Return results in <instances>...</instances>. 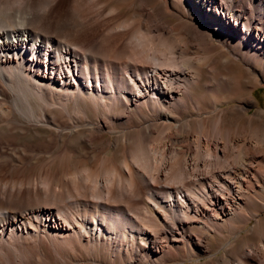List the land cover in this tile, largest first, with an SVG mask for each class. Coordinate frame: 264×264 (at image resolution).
I'll return each mask as SVG.
<instances>
[{"label":"bare ground","instance_id":"bare-ground-1","mask_svg":"<svg viewBox=\"0 0 264 264\" xmlns=\"http://www.w3.org/2000/svg\"><path fill=\"white\" fill-rule=\"evenodd\" d=\"M263 84L264 0H0V171L67 143L0 179V264H264Z\"/></svg>","mask_w":264,"mask_h":264},{"label":"rangeland","instance_id":"rangeland-1","mask_svg":"<svg viewBox=\"0 0 264 264\" xmlns=\"http://www.w3.org/2000/svg\"><path fill=\"white\" fill-rule=\"evenodd\" d=\"M178 7L182 8L183 5L179 4ZM120 13L124 15L125 12L124 11H120ZM98 35H99V33L96 30L93 31L91 37L88 40H86L87 43L86 42L85 43L89 44V43L93 42L94 40H96L98 38ZM198 90L199 89H196V91H197L196 93L200 94V91H198ZM252 98L255 101L254 105H255L256 108L252 107L249 110L250 114L253 113L257 108L259 110H264V84L261 85V86H258L257 88H255V90H254V92L252 94ZM202 104L204 105V102H202ZM19 121L23 122L22 119H20V118H19ZM23 125H24V123H23ZM24 128H25L24 131H26V130L27 131L29 130V131L28 132L26 131L25 134H23L24 131L21 132L20 130H18L17 134H18L19 137L16 140L14 146L19 148V149H21L22 147L25 146L26 149L29 152L28 154H30V157L28 159L25 158L26 160L25 159L22 160L19 164L17 163L18 164V168H17V164L16 163L14 165V163L10 162L9 160H6V161L4 160L3 161L4 168L0 171V179H2L5 182H9V181L11 182V181H15V180H18V179L26 178L27 176H31L33 174L35 175V174H37L39 172L47 171V170H50V169H51L50 171H55L57 167L58 168L61 167V160H60L59 156L61 155V153L63 151L64 145L67 144V143H64V144H61V145H57V143L55 142L54 139L53 140L50 139L51 136L52 137L55 136L54 135L55 134V130L54 129L53 130L52 129H46V128H43L42 126H34V127H32L30 125H26V126L24 125ZM119 130H117V133H116L117 135H118V133H121V131H119ZM64 133H68V131H64ZM59 146H61V147H59ZM6 147L7 148H12L11 146L10 147L6 146ZM58 147L61 148V149H59ZM29 148H30V150H29ZM58 149H59V151H57ZM41 150L43 152H41ZM45 150H47V151H45ZM54 150H56L57 152L54 151ZM38 154L39 155L41 154V156H39ZM41 158H42V160H41ZM1 159L2 158H0V161H1ZM35 160H37V161H35ZM42 161L44 163L45 162H47V163L42 164L43 163ZM35 162H36V165L34 167ZM37 162H38L39 165L37 164ZM40 162H42V163H40ZM20 165H21V167H20ZM41 166H42V169H40ZM24 168H25V171H24ZM9 173H10V175H9ZM253 223L254 222L251 221L250 225L247 226L245 228V230H249L250 227L253 225ZM45 249H46L48 261L50 262L49 264H56L53 254L50 253L51 251L48 248H45ZM200 261L202 262V261H204V259H200L198 261H193L192 264H194V263L198 264ZM58 264H61V263L58 262ZM184 264H190V263L189 262H185Z\"/></svg>","mask_w":264,"mask_h":264}]
</instances>
